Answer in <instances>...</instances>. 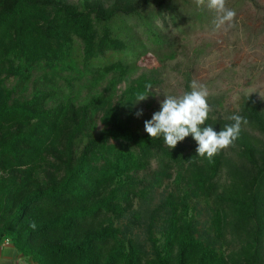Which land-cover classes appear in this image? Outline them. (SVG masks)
Listing matches in <instances>:
<instances>
[{"label":"trees","instance_id":"trees-1","mask_svg":"<svg viewBox=\"0 0 264 264\" xmlns=\"http://www.w3.org/2000/svg\"><path fill=\"white\" fill-rule=\"evenodd\" d=\"M169 3L0 0V244L11 240L36 264H264V143L253 133L264 136V111L255 98L235 113L247 119L230 146L236 156L224 149L211 161L196 156L191 135L170 149L163 136L132 127L138 94L156 85L148 74L114 100L132 68L125 53H150L127 20L143 19L160 45L143 13ZM66 71L77 75L64 87ZM105 81L80 102L85 82L94 90ZM207 102L205 126L234 123ZM164 182L170 190L158 204L136 212L137 200ZM202 199H213L215 237L194 214ZM129 213L143 218L144 239L123 224ZM226 232L229 254L217 245Z\"/></svg>","mask_w":264,"mask_h":264},{"label":"rangeland","instance_id":"rangeland-1","mask_svg":"<svg viewBox=\"0 0 264 264\" xmlns=\"http://www.w3.org/2000/svg\"><path fill=\"white\" fill-rule=\"evenodd\" d=\"M66 1L83 6V0ZM101 1L110 3L112 0ZM226 6L235 10L236 16L232 26L225 25L220 29L213 23L216 14L207 7V0L202 6H197L195 0H170L169 5L162 10L147 8L143 15L153 22V29L161 32L163 41L160 45L152 42L147 27L142 25L143 19L134 17L127 20V25L135 26L136 36L141 39L137 44H145L150 53H142L139 57L125 53L124 60L132 68L127 78L117 86L114 100L118 102L124 91L143 74H148L156 81L151 89L152 94L143 101H137L134 107V129L147 133L144 122L160 110L163 96L182 95L191 91L193 80L207 87V100L216 104L213 109L217 116L228 118L235 114L243 100L250 96L255 98L264 111V0H227ZM174 13H177L176 21ZM43 72L36 71L34 77H39ZM76 75L69 71L61 73L63 86L67 85L65 78ZM107 82L94 90L85 82L79 92L80 102L85 103L91 94L101 92ZM15 85L16 82H6L8 88ZM32 89L33 84L28 92L20 96L30 97ZM100 117L101 114L95 119L99 129L102 128ZM253 133L264 143L263 135L256 131ZM227 150L230 155L236 156L230 147ZM138 178L148 179L150 172H140ZM220 181L223 185L228 183L226 174ZM170 186L168 182L155 185L147 200H137L135 211L144 213L147 209H152L170 190ZM196 206V218L215 237L218 232L212 224L213 199H202ZM134 215L138 220L129 213L123 224H128L134 233L144 239L146 227L143 218L138 213ZM229 240L231 235L226 232L217 243L226 254L235 249V246L230 248L225 243Z\"/></svg>","mask_w":264,"mask_h":264},{"label":"clouds","instance_id":"clouds-1","mask_svg":"<svg viewBox=\"0 0 264 264\" xmlns=\"http://www.w3.org/2000/svg\"><path fill=\"white\" fill-rule=\"evenodd\" d=\"M206 0H195L197 6L204 5ZM227 0H207V7L216 14L213 21L215 27L220 29L225 25L232 26L236 12L228 8ZM191 91L182 95H165L160 101V110L153 113L152 118L144 122V128L149 137L163 136L164 143L174 149L189 135L196 141V156L213 159L221 150L232 146L239 138L242 125L247 119L241 115L233 114L228 117L234 123L225 125L219 132L213 126H205L211 111L207 102L208 90L203 84L193 80ZM148 95L138 94L137 101L147 99ZM141 113H137L140 115ZM36 228L35 223L31 225Z\"/></svg>","mask_w":264,"mask_h":264},{"label":"crops","instance_id":"crops-1","mask_svg":"<svg viewBox=\"0 0 264 264\" xmlns=\"http://www.w3.org/2000/svg\"><path fill=\"white\" fill-rule=\"evenodd\" d=\"M0 264H36L30 257L19 252L11 240L0 244Z\"/></svg>","mask_w":264,"mask_h":264}]
</instances>
